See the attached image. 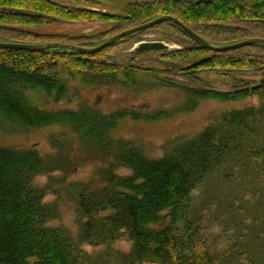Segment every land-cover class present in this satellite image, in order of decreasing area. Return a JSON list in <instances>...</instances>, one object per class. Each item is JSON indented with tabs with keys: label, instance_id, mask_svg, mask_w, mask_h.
Listing matches in <instances>:
<instances>
[{
	"label": "trees",
	"instance_id": "trees-1",
	"mask_svg": "<svg viewBox=\"0 0 264 264\" xmlns=\"http://www.w3.org/2000/svg\"><path fill=\"white\" fill-rule=\"evenodd\" d=\"M93 2L0 0V41L92 48L100 44L95 37L39 30L97 21L111 23L108 31L116 32L109 39L163 15L173 16L213 45L264 39V0H154L130 3L118 15L97 9ZM143 32L95 54L0 48V132L69 128L74 138L60 132L55 141L59 148L76 138L111 169L105 199L79 190L77 209L86 220L78 219L68 229L50 223L58 216L57 205L44 202V188L34 183L37 175L59 163L34 146L0 144V264H85L89 255L82 243L95 238L111 243L123 234L132 242L134 257L152 258L157 264H264V45L214 52L168 21L145 32L174 38L162 41L174 42L178 49L129 53L123 64L112 60L110 49ZM146 54L159 56L144 61ZM202 70L231 77L230 88L203 87L194 79ZM66 74L80 75L86 85L113 84L132 92L150 75L165 86L179 87L185 108L201 99L256 97L258 102L222 113L199 132L170 144L160 157L148 158L127 140L111 136L120 120L137 110L102 114L88 104L56 111L47 106L72 95ZM117 165L128 167L130 175L113 173ZM104 205L111 212L96 217V209Z\"/></svg>",
	"mask_w": 264,
	"mask_h": 264
},
{
	"label": "rangeland",
	"instance_id": "rangeland-1",
	"mask_svg": "<svg viewBox=\"0 0 264 264\" xmlns=\"http://www.w3.org/2000/svg\"><path fill=\"white\" fill-rule=\"evenodd\" d=\"M99 10L108 14H121L124 8L130 3L150 2L154 0H88ZM192 1V0H190ZM206 1V0H194ZM89 5V3H87ZM111 23L97 21H85L83 23L63 22L49 27L41 28L43 34L71 33V36L87 35L95 37L97 42H103L116 31H108ZM174 41L158 32H143L139 38L131 39L119 46L110 49L112 60L117 63H126L129 59L125 51L139 41H155L161 38ZM135 41V42H134ZM162 41V40H161ZM172 44H175L172 42ZM158 54H146L142 60L149 61L158 58ZM195 78L202 83L203 87L217 90L230 88L231 77L209 70L197 71ZM168 77V75H167ZM171 79L179 80L177 76H169ZM68 86L71 91L69 99L52 103L47 106L53 111L59 109H75L80 104H88L102 114H110L117 110L135 109L136 115H128L122 118L118 127L112 131L111 136L117 139H125L133 146L139 148L148 158L160 157L165 148L176 141L183 140L202 130L212 119L224 112L242 108L246 105L256 104V97H248L235 101H220L215 99H201L190 105L186 102L185 95L179 87L165 86L156 81L150 75L146 83L140 85L137 92L125 90L118 85L104 84L103 86L86 85L81 82L78 74H66ZM181 80V79H180ZM192 83V82H191ZM76 90V92H74ZM144 105H146L144 107ZM133 107V109L131 108ZM69 129V128H67ZM59 125L47 126L30 131L6 135L0 132V144H18L35 147L43 157H50L51 161L59 163L52 165L53 170L47 174L37 175L34 183L44 188V202L56 203L58 216L50 223L65 225L68 229L79 224V220L85 221L77 209V195L81 188H86L95 194L102 195L106 186V178L110 175L111 169L108 162L102 161L98 152L90 151L88 147L80 145L75 138L67 143L66 147L55 142L60 132H65L73 137L70 130ZM107 159V158H104ZM108 160V159H107ZM106 162V163H104ZM113 173L118 176H129L131 171L124 165H117ZM196 194V193H194ZM58 196L62 201L58 203ZM111 211L105 210L97 213L98 218L106 216ZM82 221V222H83ZM125 238V237H124ZM113 248L121 251H128L132 243L126 239L114 241ZM82 250L88 255L92 247L84 243ZM152 264V263H143Z\"/></svg>",
	"mask_w": 264,
	"mask_h": 264
},
{
	"label": "water",
	"instance_id": "water-1",
	"mask_svg": "<svg viewBox=\"0 0 264 264\" xmlns=\"http://www.w3.org/2000/svg\"><path fill=\"white\" fill-rule=\"evenodd\" d=\"M171 21L178 25L188 36H190L193 40H195L199 45H201L203 48L214 51V52H227L231 50L240 49L243 47H247L253 44H263L264 45V39L261 38H250L246 40H242L236 43L228 44V45H213L211 43H208L204 39H202L200 36H198L196 33H194L192 30H190L188 27H186L181 21L174 18L170 15H163L160 17H157L149 22H146L142 25L121 31L120 33L114 35L113 37L103 41L99 45L92 47V48H86V47H80L75 46L72 44L67 43H61V42H52V43H46V44H21V43H8V42H1L0 41V48L5 49H15V50H23V51H30V52H41L48 49H55V48H63L72 50L75 52H79L82 54H95L98 52H101L105 48L113 45L120 39L134 34V33H140L143 31H147L148 29L164 23ZM178 49V46L176 44L168 43L161 40H155V41H139L133 44V46L130 49H127L125 51L126 54L129 53H136V52H168Z\"/></svg>",
	"mask_w": 264,
	"mask_h": 264
},
{
	"label": "flooded vegetation",
	"instance_id": "flooded-vegetation-1",
	"mask_svg": "<svg viewBox=\"0 0 264 264\" xmlns=\"http://www.w3.org/2000/svg\"><path fill=\"white\" fill-rule=\"evenodd\" d=\"M160 40H163L162 38ZM146 105H144L145 107ZM133 108V107H131ZM107 186H105L102 190V192H105L107 195ZM81 191H87L89 193H93L92 191L86 189V188H81ZM103 194L100 195L99 197L101 199L103 198ZM102 210H107V206L104 205L102 208L96 209V212H100ZM95 212V214H96ZM126 239L130 241V239L125 235L119 236V238L113 239L111 243L109 242H104L103 239L101 238H95V239H89L87 240V244H89L92 247V251L89 254V258L85 261V264H143V263H152V264H157V262L152 259V258H147V259H139L133 256L132 254V246L128 251H121V250H116L112 249L114 241L118 239ZM125 237V238H124ZM131 242V241H130ZM132 243V242H131ZM83 243L80 245L82 248Z\"/></svg>",
	"mask_w": 264,
	"mask_h": 264
}]
</instances>
